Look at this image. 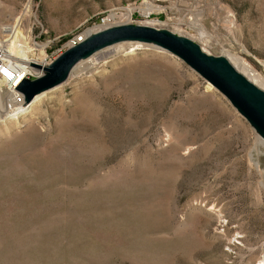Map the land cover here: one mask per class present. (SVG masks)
I'll list each match as a JSON object with an SVG mask.
<instances>
[{
    "label": "rangeland",
    "instance_id": "obj_1",
    "mask_svg": "<svg viewBox=\"0 0 264 264\" xmlns=\"http://www.w3.org/2000/svg\"><path fill=\"white\" fill-rule=\"evenodd\" d=\"M11 25L29 79L87 30L151 26L264 88V0H0V41ZM41 93L0 117L19 130L0 138V264H263L264 144L182 60L120 40ZM59 101L61 136H44L37 113Z\"/></svg>",
    "mask_w": 264,
    "mask_h": 264
},
{
    "label": "water",
    "instance_id": "obj_2",
    "mask_svg": "<svg viewBox=\"0 0 264 264\" xmlns=\"http://www.w3.org/2000/svg\"><path fill=\"white\" fill-rule=\"evenodd\" d=\"M120 40L151 42L175 55L204 78L213 88L224 95L236 109L246 117L252 126L255 125L264 132V115L250 104V102H248V100H246V98L209 63L208 60L213 58L205 57L200 49L192 44V42L181 39L163 29L151 26H116L98 32L85 40L77 39L76 42H73L71 46L61 53L54 61L44 67L43 75L33 79L25 78L19 84L17 91L23 95L25 106L30 104L36 95L60 83L79 60L110 43ZM221 59L226 65L233 69L226 58ZM33 66L37 69L40 68L37 64H33ZM239 77L242 78L240 75Z\"/></svg>",
    "mask_w": 264,
    "mask_h": 264
},
{
    "label": "bare ground",
    "instance_id": "obj_3",
    "mask_svg": "<svg viewBox=\"0 0 264 264\" xmlns=\"http://www.w3.org/2000/svg\"><path fill=\"white\" fill-rule=\"evenodd\" d=\"M143 9L145 12L150 10L148 7L146 8L145 6ZM127 11H128L127 16L129 17L131 13V9H127ZM148 24L152 26L157 25L156 22L148 23ZM105 28L106 27L103 25L95 33L92 32L91 30H87L83 32L82 35H77L75 40L81 39L79 38L80 36L82 37V40H85L86 38L93 36L94 34H96L97 32ZM2 31L3 33L8 34L7 39H5L4 41H0V70L3 69L2 70L3 74L0 73V77H1V80H0V117L2 116L5 117L7 116L8 113L12 112L13 110H17V108L25 106L24 97L22 94H19V92L17 91V87L25 78H27V76L31 72L30 71L31 63H27V64L25 63V66H19L18 64H16L17 63L16 58L10 56L8 53L10 49L15 48L14 46L15 43L19 41V36L22 35L20 34L18 26L17 25L5 26L4 28H2ZM71 44L72 42L70 43V46ZM102 48H106V46ZM107 51L108 49L99 51V53H96V55L101 54V57H104L108 53ZM227 59L230 61L233 69L230 68L228 65H226V63L221 59V57H218L215 59L214 58L209 59L208 61L217 71H219L222 74V76L230 84H232L246 98V100H248V102H250V104H252L261 114L264 115L263 85L249 78L245 74V72L236 64L235 60H233L232 58L231 59L227 58ZM19 62H22V61H19ZM98 63L99 62H96V61L90 62L83 69L90 70V68L95 67ZM37 65L40 66V68L37 69L38 70L37 76L39 77L44 74L43 69L44 67L47 66V64H45V62H40ZM76 68H74L73 73H75V70H77ZM236 71L244 75L251 83L255 84L259 89L263 90V93L260 91H257V89H254V87L248 85V83H246L242 78L239 77ZM80 72H78L77 75ZM41 95L43 94L40 93L36 95L33 98V100L30 102V104H28V107H32L33 105H35L38 102ZM71 100H72V103H71L72 108L76 107L79 102V97L78 96L72 97ZM65 105L59 101L57 108H55L56 106L55 107L51 106L47 109L45 113H42V112L37 113V116H36L37 122H40V121L43 122L42 121L43 118L45 117L48 118L44 126V131L41 132V134H43L44 136L53 135L56 138H59L61 136L62 128L64 125L63 109ZM33 120L35 119H32L25 123L24 128L22 129L24 133L27 132L28 134H36L37 129H36V126ZM8 125L6 126V128H4V130L1 131L0 138L4 137V140L8 138H15L16 136L19 135L18 129L17 131ZM253 128H254V131L257 132V134L259 135L260 139H262L261 141L262 144H264V132L258 129L255 125L253 126ZM263 264H264V261H263Z\"/></svg>",
    "mask_w": 264,
    "mask_h": 264
},
{
    "label": "built area",
    "instance_id": "obj_4",
    "mask_svg": "<svg viewBox=\"0 0 264 264\" xmlns=\"http://www.w3.org/2000/svg\"><path fill=\"white\" fill-rule=\"evenodd\" d=\"M144 6L149 8V6H148L147 3H144ZM101 22L103 23V22H104V19H101ZM73 42H76V40H73L72 43H73ZM1 70H3V69H1ZM1 70H0V71H1ZM1 74H3V72H2ZM27 78H28V77H27Z\"/></svg>",
    "mask_w": 264,
    "mask_h": 264
}]
</instances>
